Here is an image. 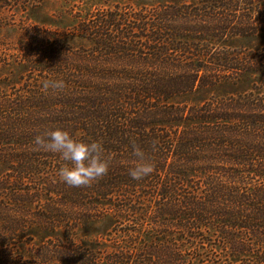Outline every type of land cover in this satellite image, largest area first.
<instances>
[{"label": "trees", "instance_id": "trees-1", "mask_svg": "<svg viewBox=\"0 0 264 264\" xmlns=\"http://www.w3.org/2000/svg\"><path fill=\"white\" fill-rule=\"evenodd\" d=\"M79 11L67 28L0 21V264H264V47L233 45L264 33V0ZM223 82L246 89L181 100ZM57 128L101 143L108 173L62 182L59 154L33 150ZM133 145L154 165L139 181Z\"/></svg>", "mask_w": 264, "mask_h": 264}, {"label": "rangeland", "instance_id": "rangeland-1", "mask_svg": "<svg viewBox=\"0 0 264 264\" xmlns=\"http://www.w3.org/2000/svg\"><path fill=\"white\" fill-rule=\"evenodd\" d=\"M157 1L160 0H41L35 2L32 6L31 3H22L25 2L24 0H2L0 2V21L4 24L7 23V25L1 28V32L5 34L9 30L18 29L20 25L17 24L25 19L37 24L67 28L71 23L70 14L80 13L79 9L82 11L90 9L89 12H93L103 6L107 8L118 5L120 10L128 11L129 13H140L144 9L150 12L155 9ZM8 22H15L17 26L11 27L8 25ZM233 45H244L253 49L263 48L264 33L253 37L238 38L233 42ZM6 73L7 70L2 69L0 76ZM245 89L246 87L240 84L217 83L214 86L198 88L190 94L183 96L181 100L189 104H197L212 95L221 96ZM111 223L112 219L108 214L87 220L80 228L79 236L84 240H88L104 235L110 228Z\"/></svg>", "mask_w": 264, "mask_h": 264}, {"label": "clouds", "instance_id": "clouds-1", "mask_svg": "<svg viewBox=\"0 0 264 264\" xmlns=\"http://www.w3.org/2000/svg\"><path fill=\"white\" fill-rule=\"evenodd\" d=\"M45 91L52 89L63 92V80L45 81ZM34 151H43L59 154L66 164L59 168V179L69 187H90L94 182L102 179L109 170V162L102 157L103 146L92 141L84 142L73 139L71 134L64 129L57 128L43 134H37L33 141ZM133 156L136 162L129 169L128 175L133 180H141L154 171V165L145 156L144 151L133 145Z\"/></svg>", "mask_w": 264, "mask_h": 264}]
</instances>
